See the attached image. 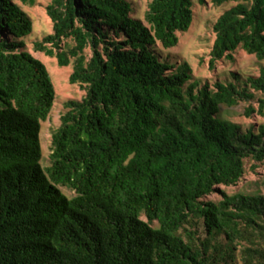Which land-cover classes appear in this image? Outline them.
I'll return each mask as SVG.
<instances>
[{
  "label": "trees",
  "instance_id": "obj_1",
  "mask_svg": "<svg viewBox=\"0 0 264 264\" xmlns=\"http://www.w3.org/2000/svg\"><path fill=\"white\" fill-rule=\"evenodd\" d=\"M230 2L213 26L212 70L238 48L264 61V0H213ZM46 10L53 32L33 49L73 63L69 82L85 94L67 101L43 167L55 86L27 48L31 16L0 0V264H221L240 243L245 264H264V194L220 189L243 178L247 159L254 171L264 161V123L243 130L219 116L264 93V64L212 86L191 82L188 62L160 58L157 45L176 46L192 25L193 0H150L146 23L130 0H52ZM258 102L244 114L264 116ZM216 191L220 200H205ZM199 219L227 241L213 255L209 239L192 238Z\"/></svg>",
  "mask_w": 264,
  "mask_h": 264
},
{
  "label": "rangeland",
  "instance_id": "obj_2",
  "mask_svg": "<svg viewBox=\"0 0 264 264\" xmlns=\"http://www.w3.org/2000/svg\"><path fill=\"white\" fill-rule=\"evenodd\" d=\"M18 3L32 18L34 23L33 32L26 37L28 50L38 59H40L50 72L52 82L56 90L55 105L48 117L42 123L41 144H42V160L43 167H48L51 163L50 154L52 153L51 136L61 124V115L67 110L66 103L71 99H81L85 90L79 84H71L69 82L70 74L73 71V63L68 66H59L56 57H50L43 52H36L33 49L34 42L41 39L46 34L53 32V23L47 14L46 7L52 0H36L34 5L24 3L23 0H14ZM134 7V17L143 20L145 23V12L148 9L150 0H130ZM194 2V19L192 25L187 32H179V42L176 46L164 48L160 44L157 45L156 52L160 58L169 62L172 65L178 66L184 62H188L193 69V79L191 82L199 81L200 85L208 82L214 85L217 80L228 83L235 81L234 74L240 75L244 80L248 76L258 75L264 61H259L255 55L247 53L244 49L238 48L234 53V60L222 59L218 61L215 69H210V51L212 49L216 34L213 26L217 19L229 8L236 3L230 2L217 6L213 0H205L204 3L199 0ZM86 53L90 56L91 51L87 49ZM256 98L251 103L242 102L236 106L228 107L221 106L219 116L223 119L238 123L243 130L254 127L255 129L264 123V116L255 112L250 117L246 116L245 109L252 104L258 108L260 98L264 97V93L255 92ZM255 163L252 159L245 161L246 172L243 178L232 186H220L221 190H225L228 194L246 193L264 194V161L258 164V168L252 170V165ZM62 191L72 196L73 190L66 187H61ZM222 198L220 191H216L205 198V200L218 201ZM147 220L145 216L142 217ZM158 227V223L153 224ZM188 227V226H186ZM192 230V238L209 239L210 248L209 254L213 255L216 246L226 245V239L223 235H214L209 237L203 225V221L199 219V225L190 226ZM187 241H190L188 236H185ZM192 239V240H193ZM242 243L233 250L231 257H225L219 260L221 264H245L242 254ZM218 256V254H217Z\"/></svg>",
  "mask_w": 264,
  "mask_h": 264
},
{
  "label": "clouds",
  "instance_id": "obj_3",
  "mask_svg": "<svg viewBox=\"0 0 264 264\" xmlns=\"http://www.w3.org/2000/svg\"><path fill=\"white\" fill-rule=\"evenodd\" d=\"M42 165V164H41Z\"/></svg>",
  "mask_w": 264,
  "mask_h": 264
}]
</instances>
